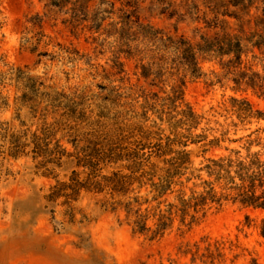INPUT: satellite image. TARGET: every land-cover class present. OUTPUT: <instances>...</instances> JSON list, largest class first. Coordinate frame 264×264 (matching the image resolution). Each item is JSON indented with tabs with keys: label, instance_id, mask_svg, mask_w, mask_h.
<instances>
[{
	"label": "rangeland",
	"instance_id": "rangeland-1",
	"mask_svg": "<svg viewBox=\"0 0 264 264\" xmlns=\"http://www.w3.org/2000/svg\"><path fill=\"white\" fill-rule=\"evenodd\" d=\"M76 1L55 7L50 0H0V73L23 69L39 78L47 91L64 94L81 104L79 110L84 111L85 118L73 125L83 134L99 130L116 136L122 131L140 138L142 127L150 132L161 128L164 138L171 135L175 129L160 111H168L165 99L173 86H181L182 80L145 78L142 65L148 59L122 46L123 33L119 29L123 21H138L198 42L202 35L220 31L209 21L215 19L213 11L221 2ZM106 1L115 3L114 10ZM263 9L264 0H253L251 16L230 7L240 13L249 29L260 21ZM74 15L78 16L74 19ZM226 20L233 29L240 30L241 22ZM136 28L135 24L130 33L137 32ZM203 66L207 76L187 77L183 86L185 102L202 117L193 135L223 141L205 153L202 144H191L187 149L192 151L194 166L199 167L205 158L236 150L246 154L249 139L260 138L261 144L253 143L252 150H262L264 119L242 122L231 111V99H247L255 110L264 112V95L252 89L236 91L232 82L211 73L219 72L217 65L203 62ZM3 92L9 96L11 108L0 112V122L19 128L14 102L22 93L17 94L14 85ZM37 121L31 126L33 131L38 128ZM48 121H54L53 115ZM64 134L58 132L56 140L74 152L75 147ZM157 138L152 135L150 141L156 142ZM84 145L86 142H81L79 147ZM40 160L33 155L15 159L0 154V264H264V236L256 222L246 226L247 214L252 219L257 216L251 210L227 203L204 217L200 215L191 226L183 225L178 218L162 238L151 240L133 231L124 212L103 209L99 201L104 195L83 191L73 203L75 221L66 206L48 204L46 196L58 181L68 182L73 170H84L65 159L64 165L56 169L57 177L45 176L37 169ZM54 207L55 215L51 213ZM217 242L221 243L219 248Z\"/></svg>",
	"mask_w": 264,
	"mask_h": 264
},
{
	"label": "trees",
	"instance_id": "trees-1",
	"mask_svg": "<svg viewBox=\"0 0 264 264\" xmlns=\"http://www.w3.org/2000/svg\"><path fill=\"white\" fill-rule=\"evenodd\" d=\"M50 1L55 7L72 2ZM219 1L222 5L215 7L216 17L209 24L215 29L221 28L220 31L202 35L198 42L184 35L155 30L138 21H123L119 29L123 33L122 46L148 59L142 65L145 78L182 80L181 86H173L165 99L168 111H160L161 117L166 115L175 129L171 135L164 138L161 128L150 132L142 127L140 138L133 133L124 135L121 129L116 136L99 130L83 134L73 125L85 118L84 111L79 110L81 104L64 94L47 91L39 78L23 69L12 68L8 73H0V112L11 108L10 98L3 91L8 85H14L17 94L22 93L14 102L20 126L0 122V154L15 159L29 155L35 160L42 158L37 169L45 176L57 177L56 169L64 165L65 159L73 160L76 168H82L83 172L73 170L68 182L58 181L46 196L48 204L66 206L72 221L76 219L73 203L84 191L104 195L99 201L103 209L124 212L133 231L151 240L162 238L178 218L183 225L191 226L200 215L204 217L210 210L227 203L257 213L256 219L246 215V226L256 222L255 226L264 236V147L252 150L253 143L261 144L260 138L248 140L246 154L236 150L229 155L205 158L199 167L194 166L192 151L187 149L191 144H202L205 153L209 151L207 148L220 146L223 141L221 138L209 140L204 134L193 135L202 117L185 102L183 86L187 77L207 76L203 62L217 65L219 72L212 70L211 73L232 82L234 90L252 89L264 95V9L260 21L249 29L239 14L251 16L253 0ZM104 3L114 10L115 3ZM231 6L239 8L240 13L231 11ZM226 18L241 22L240 30L233 29ZM135 24L137 32L131 34ZM231 102V111L242 122L264 119V112L255 110L247 99L232 97ZM49 115H53V122L48 121ZM37 118L38 128L33 131L31 126ZM60 131L70 138L74 152L56 140ZM152 135L159 136L156 142L150 141ZM81 142L86 145L79 147ZM107 170L110 172L105 173ZM51 213L55 215V207ZM220 244L217 242L216 247Z\"/></svg>",
	"mask_w": 264,
	"mask_h": 264
}]
</instances>
